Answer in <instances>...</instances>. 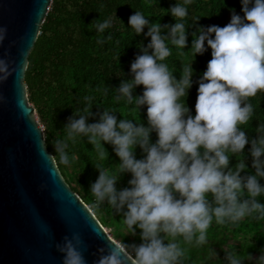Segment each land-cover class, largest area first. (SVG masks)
Listing matches in <instances>:
<instances>
[{
	"label": "clouds",
	"instance_id": "9594fccd",
	"mask_svg": "<svg viewBox=\"0 0 264 264\" xmlns=\"http://www.w3.org/2000/svg\"><path fill=\"white\" fill-rule=\"evenodd\" d=\"M192 3L176 0L166 9L164 15L176 21L172 24L152 22L138 10L128 19L135 35L150 40L137 46L131 78L121 79L114 89L105 84L103 93L114 91L116 102L124 101L139 114L146 107V123L120 119L110 108L93 112L95 97L85 95L67 118L62 135L53 140L52 152L43 147L46 158L70 167L77 157L74 153L70 157L69 148L81 141L91 144L96 152L91 162L99 172L90 185L91 207L97 211L110 207L113 215L120 216L125 235H139V244L100 248L93 264H129V260L195 264L185 245L206 249L199 264H264V248L258 256L247 251L256 234H242L235 250L221 245L225 253L221 259L208 232L213 222L234 228L246 219L264 220V120L257 119L255 137L241 128L255 114L250 98L264 93V0H241L243 15L231 9L225 26L199 24L203 16L190 14ZM115 18L116 13L89 25L98 33L97 44L111 39V33H103L113 27ZM189 28H195L190 48ZM6 37L7 27L0 26V44ZM209 49L207 68L194 81L193 62ZM174 50L181 56L190 50L192 57L182 63L179 79L166 62ZM7 68V61L0 58V80L11 75ZM117 74L124 76L122 70ZM194 82L198 95L193 114L186 99ZM141 85L142 94H134ZM95 116L99 119L89 123ZM105 143L119 158L114 172L103 164L106 155L109 159ZM237 156L242 158L232 165ZM248 156L254 172L247 171ZM126 174H130L127 186L118 187ZM55 248L62 254V264H88L79 231L64 236Z\"/></svg>",
	"mask_w": 264,
	"mask_h": 264
},
{
	"label": "trees",
	"instance_id": "16d2710c",
	"mask_svg": "<svg viewBox=\"0 0 264 264\" xmlns=\"http://www.w3.org/2000/svg\"><path fill=\"white\" fill-rule=\"evenodd\" d=\"M175 2L176 0H53L42 26V32L30 55L25 77L30 102L36 106L38 115L48 127L46 144L51 152L53 140L62 135L67 118L72 115L76 107L80 106L77 102L82 103L85 95L95 97L97 104L93 105V112H102L103 107L110 108L117 112L120 119L124 116L146 123V107L142 108L139 114L124 101L116 102L114 91L104 95L103 88L106 84L114 89L119 86L121 79L131 78V62L139 52L137 46L141 42L146 45L150 40V37L146 38L143 34L135 35L128 24L130 15L138 10L151 18L152 22L172 24L176 22L175 19L170 14H164ZM231 9L243 15L241 0H193L189 6L190 14L203 16L198 22L201 25L225 26L230 22ZM115 13L118 18L114 19L113 27L103 33L104 36L111 33V39L101 46L97 44L98 33L89 25L98 18L103 20L107 16L115 17ZM194 30L195 28L188 29L189 48L193 39L191 32ZM191 59L190 50L183 56L174 50L173 55L168 57L166 62L170 70L175 68L174 75L179 79L182 63H189ZM210 59L211 49L203 55L197 54L193 62L194 81H197L206 70ZM119 70L123 71V77L117 74ZM197 89L198 83L194 82L186 99L193 114L198 95ZM142 90L143 86H138L134 94H142ZM250 100L255 114L252 120L246 125H241V128L248 131L251 137H255L257 135L255 128L260 123L259 120H264V93H258ZM98 119V116L89 117L88 122L92 123ZM152 138L156 139L155 133L152 134ZM105 147L111 159L114 155L112 146L105 143ZM250 147V144L245 146L246 154ZM136 152L137 158H140L141 150L137 148ZM73 153L77 157L75 164L82 177L81 181L84 185L92 183V180L99 175L91 162L96 156L93 146L81 141L69 148V154ZM241 158L233 157L232 165L237 162L236 159ZM109 159L106 155L104 161L107 163L103 161V164H108ZM246 163L247 171L254 172L250 156ZM57 164L62 172L64 165L58 162ZM110 168L111 171L116 170L115 165ZM73 190L78 191L74 188Z\"/></svg>",
	"mask_w": 264,
	"mask_h": 264
},
{
	"label": "water",
	"instance_id": "95a60500",
	"mask_svg": "<svg viewBox=\"0 0 264 264\" xmlns=\"http://www.w3.org/2000/svg\"><path fill=\"white\" fill-rule=\"evenodd\" d=\"M52 3L0 0V26L7 27L0 58L11 71L0 80V264H62L55 243L72 231L82 234L88 264L100 248L120 244L43 152L46 133L25 77Z\"/></svg>",
	"mask_w": 264,
	"mask_h": 264
},
{
	"label": "rangeland",
	"instance_id": "374dc122",
	"mask_svg": "<svg viewBox=\"0 0 264 264\" xmlns=\"http://www.w3.org/2000/svg\"><path fill=\"white\" fill-rule=\"evenodd\" d=\"M37 119L40 121V124L46 133V138L48 139V127L41 120V117L38 115V113ZM114 155L111 159H109L110 161L108 162V164L110 166L108 164H105V166L108 167L110 171L112 169L110 168L111 166L115 165L116 163H119V158L116 156L115 153ZM104 163L107 162L104 161ZM62 173L64 174L65 179L72 186V188L80 192L79 193L77 191L80 194L81 198L84 200V202L93 210L94 214L98 217V219L101 221V223L104 225V227L113 239H115L120 244L123 242L126 245L139 244L141 242L139 235H125V233L122 231V226L119 222L120 216L113 215L110 207L105 206L100 211H97L91 207V202L93 200V196L90 193L91 183L88 185L83 184V181H81L82 177L80 176V172L75 164V161L70 167L64 166L62 168ZM96 178H98V176ZM96 178H94L92 182H94ZM128 179H130V174L124 175L123 178L118 182L117 186L120 188L127 186ZM208 232L210 240L216 242L215 244H213V247L215 248L221 259H223L225 255L221 245H227L229 248L235 250L237 245L240 243V238L242 234L245 236L256 234L253 237L254 246L247 249V251L252 253L254 256H258L260 254V249L264 248V220L254 222L251 219H246L234 228L229 226L217 225L215 224V222H213ZM185 247L188 248L191 258L195 262V264H199V257L204 251H206V249H197L194 247H188L186 245ZM246 264H248V262H246Z\"/></svg>",
	"mask_w": 264,
	"mask_h": 264
}]
</instances>
